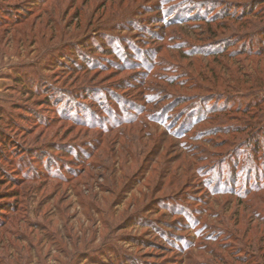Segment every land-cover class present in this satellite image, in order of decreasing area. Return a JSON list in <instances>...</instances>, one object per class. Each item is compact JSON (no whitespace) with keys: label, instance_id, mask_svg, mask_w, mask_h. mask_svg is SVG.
I'll return each instance as SVG.
<instances>
[{"label":"rangeland","instance_id":"obj_1","mask_svg":"<svg viewBox=\"0 0 264 264\" xmlns=\"http://www.w3.org/2000/svg\"><path fill=\"white\" fill-rule=\"evenodd\" d=\"M262 1L0 0V264H264Z\"/></svg>","mask_w":264,"mask_h":264},{"label":"trees","instance_id":"obj_2","mask_svg":"<svg viewBox=\"0 0 264 264\" xmlns=\"http://www.w3.org/2000/svg\"><path fill=\"white\" fill-rule=\"evenodd\" d=\"M263 3H264V1H262ZM165 15V14H164ZM244 15V17H250V16H252V17H254V18H264V14H262L261 15V13L260 12H252V11H248V12H246L245 14H243ZM193 17H198V16H193ZM213 16H211V17H209V18H205L204 19V22L205 23H214L215 22V20H217V18H212ZM225 17H227V18H229V19H231V20H235V19H233L232 17H230V14H226V16ZM179 18V17H178ZM187 18H188V16H187ZM202 20L203 21V18H201V17H198V20ZM179 20H182V19H179ZM169 21V20H168ZM238 23H240V26H242V24H241V21L240 20H238ZM254 28H256L255 26H253V29ZM261 32H262V34H263V36H264V27L262 28V30H261ZM264 53V51H262L261 53H256V55L257 56H260L261 54H263ZM153 57H154V53L153 52H151V54H150V56H149V58H145L147 61H150L151 59H153ZM154 60V59H153ZM142 61H144L143 59H142ZM154 61H156V60H154ZM151 63V62H150ZM150 65H152V63L150 64ZM149 67V66H148ZM97 94H95V96H96ZM146 99H148V100H146ZM120 103V102H119ZM145 103L147 104H152V105H154L156 102H155V99H153L152 100V98H151V96L150 97H146L145 96ZM138 104H136L135 103V105H130V108H127V107H125V106H123L121 109L119 108V112L117 111V113L116 114H114V110H113V107H109V108H107L106 110H105V115L106 116H113L115 119H114V122L113 123H110V125H109V129H111L112 127V129H115V128H119V127H122V126H127V125H131V124H133V123H135L136 122V120L138 119V117H140V116H142V114L144 113V110L142 109L141 110V107L140 106H137ZM82 110V109H81ZM129 111H131V113L132 114H128L129 113ZM200 110H197L196 112H199ZM116 112V111H115ZM192 113H194V112H192ZM84 114H86V113H84ZM67 115V117L68 118H70L71 117V114H66ZM198 114H196V116H197ZM92 116L95 118V123L94 124H89V125H87V124H85V125H83L85 128H90V129H96V130H101L104 126V120L103 119H105V117L104 116H100V117H98V116H96V114H94L93 112H92ZM82 117H85V116H82ZM82 117H80V118H82ZM75 121H78L79 122V120H75ZM103 122V123H102ZM258 135V134H257ZM263 135H264V131H263ZM256 141V140H255ZM254 141V145H252L251 146V148L252 149H254V152L256 153V154H258L259 152H262L261 153V157H264V151H262V149L258 146V144H259V142H258V140L255 142ZM0 148H3V147H5L4 145H5V143H3V142H1L0 141ZM0 157H1V153H0ZM56 163V162H55ZM48 167V168H47ZM46 167V172L44 173H42L41 174V176H43V177H46V179L47 178H51V179H56V180H59V181H64L63 179H65L66 177L64 176V174H61V170L60 171H58L60 174H56L55 172L56 171H52L51 170V166H47ZM72 172H74V171H72ZM2 174V172L0 171V175ZM37 174V173H36ZM37 176H38V174H37ZM1 181H3L2 179H0V182ZM256 189H260V188H258V187H256ZM262 189H264V187L262 188ZM14 197H16V196H14ZM8 208L7 207H4L2 210L3 211H8L7 210ZM12 211H13V209H12Z\"/></svg>","mask_w":264,"mask_h":264}]
</instances>
